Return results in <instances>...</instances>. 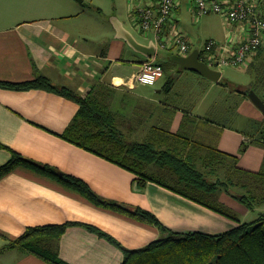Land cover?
Segmentation results:
<instances>
[{
    "label": "crops",
    "instance_id": "1",
    "mask_svg": "<svg viewBox=\"0 0 264 264\" xmlns=\"http://www.w3.org/2000/svg\"><path fill=\"white\" fill-rule=\"evenodd\" d=\"M220 1L233 5L235 0ZM183 2L179 0L173 14L178 27ZM85 4L77 0H0V167L12 159L13 150L19 151L35 163L55 168L60 175L83 181L103 199L154 213L169 229L218 234L236 228L238 222L155 182L149 181L140 189L132 172L65 140L62 136L80 109L73 99L45 89L18 90L1 85L46 77L52 84L82 97L100 85L110 87L111 109L129 141L144 143L153 128L180 133L237 157L239 168L258 173L264 166V114L246 91L253 88L260 95L254 74L264 78V48L245 68L253 75L252 83L239 86V82H232L234 90L219 98L213 96V104L209 102L214 109L211 116L191 114L185 109L191 106L193 96L175 92L178 78L185 76L174 74L181 70L180 66L174 63L165 67L164 77L154 86L134 83L132 76L141 64L148 60L158 62L161 49L157 48L155 59L135 52L125 40L116 37V29L103 17L101 7L92 14L87 13L91 5ZM143 4L147 1L130 0L133 20L129 21L135 29L134 11ZM193 5L191 0L192 15ZM255 10L264 16V0L256 3ZM226 27L230 31L215 41L226 45V52H232L249 36V26L227 23ZM143 34L146 42L138 41L146 45L154 42L153 34ZM173 52L168 50L171 58L178 55ZM224 68L228 66L217 70ZM181 71L202 78L210 89L229 90L223 85V72L215 82L194 71ZM116 79L122 82L116 83ZM171 79L172 88L166 91ZM164 80L161 88H155ZM260 86L264 94V86ZM222 99H228L230 111ZM201 100L206 102L208 94ZM203 124L218 126L219 132L209 131ZM244 143L248 147L241 152ZM261 207L264 212V205ZM69 223L95 227L131 250L144 248L160 238L158 228L97 207L62 183L26 168H18L0 180V264H49L34 254L3 250L7 243L3 235L16 239L28 228ZM52 248L68 264H122L124 259L120 248L80 225L70 226L59 241L52 243Z\"/></svg>",
    "mask_w": 264,
    "mask_h": 264
},
{
    "label": "trees",
    "instance_id": "2",
    "mask_svg": "<svg viewBox=\"0 0 264 264\" xmlns=\"http://www.w3.org/2000/svg\"><path fill=\"white\" fill-rule=\"evenodd\" d=\"M172 85L173 79L165 90L170 91ZM1 86L18 90L45 89L73 99L80 109L62 136L65 140L132 172L140 189L149 181L155 182L239 224L218 234L175 232L164 226L154 213L103 199L83 181L60 175L55 168L35 163L13 150L12 159L0 167V180L18 168H26L62 183L97 207L158 228L160 238L144 248L131 250L95 227L69 223L28 228L16 239L3 235L7 242L3 250L34 254L49 264H68L59 258L52 243L59 241L70 226L80 225L120 248L124 254L122 264H264V212L259 220L244 223L232 209L212 200L219 192L233 194L234 188H241L245 193L241 194L240 202L251 211L260 208L264 205V166L258 173L245 171L238 167L237 157L163 129L153 128L144 143L129 141L120 131L118 117L111 109L112 89L104 85L96 87L87 97L56 86L46 77ZM247 147L244 143L241 152Z\"/></svg>",
    "mask_w": 264,
    "mask_h": 264
},
{
    "label": "built area",
    "instance_id": "3",
    "mask_svg": "<svg viewBox=\"0 0 264 264\" xmlns=\"http://www.w3.org/2000/svg\"><path fill=\"white\" fill-rule=\"evenodd\" d=\"M147 4L137 8L134 24L140 33H151L158 49L174 51L181 56H189L195 49L188 36L180 31L173 19L179 0H146ZM261 0H235L233 5H226L220 0H194L193 16L203 17L214 13L222 16L230 24H246L249 36L238 44L234 51L226 52V45L215 40L205 43L200 52V60L212 69L225 66L246 67L256 53L264 48V16L255 8ZM133 12V13H134ZM227 22V23H228ZM169 28V31L167 32ZM165 75L164 67L156 60L141 64L139 71L132 76L134 83L154 86Z\"/></svg>",
    "mask_w": 264,
    "mask_h": 264
},
{
    "label": "rangeland",
    "instance_id": "4",
    "mask_svg": "<svg viewBox=\"0 0 264 264\" xmlns=\"http://www.w3.org/2000/svg\"><path fill=\"white\" fill-rule=\"evenodd\" d=\"M78 1V0H77ZM190 1L191 0H184L183 5L181 7L182 13L179 16L180 18V31H183L190 39L193 45V49H203L205 43L209 40H216L222 39L224 35L230 31L226 27V21L222 16L218 14H208L203 17L193 16L190 12ZM85 3L91 5V8L87 9V13L96 14V7H101L104 11L103 17L111 23L113 19H119L125 23L127 29H129L136 38L142 42H146L144 38V34L138 32L135 28L132 27V24L129 20H133L131 14L129 13L130 9V0H85ZM229 23V22H228ZM230 24V23H229ZM231 25V24H230ZM234 25V24H232ZM173 54H176L173 52ZM158 62L161 63L162 66L168 68L169 66L175 65L171 59V54L168 53L167 50L161 49L157 56ZM246 67H230L224 68L221 72L224 73V80L223 85L227 86L229 90H222L221 88L210 89V86L202 80V78H196L194 74L190 72L184 71H176L174 74L176 75H185L178 78L176 83L175 92L177 94H182L184 96L190 95L193 96V101L191 106H188L185 109L189 113L201 114V116H211L214 112L212 109L211 104H213V96L219 98L222 96L227 95L231 90H234L236 87L233 86L232 82L238 83L239 86L242 84H250L252 83V76L251 73L248 74ZM214 69V68H213ZM216 70V69H215ZM257 72V71H255ZM185 73V74H182ZM174 74L173 77H174ZM201 79V80H200ZM230 82V83H229ZM244 82V83H242ZM254 82L256 84L255 88L262 96L264 100V94L261 92L262 86L259 87V84L264 86V78H262L258 74H254ZM165 84V80L161 81L157 87L161 88ZM151 89V88H150ZM208 94V100L206 102H202L201 96ZM175 96V95H174ZM175 100H178L175 98ZM201 100V101H200ZM228 99H222V104L224 102L227 103L225 108L227 111L229 110V101ZM212 102L211 104L209 102ZM203 107L201 110L198 106ZM210 123V122H209ZM207 130L215 133L219 132L218 126L215 127L213 125L203 124ZM223 193L224 197H220V194ZM241 188H234L233 194H228L226 192H219L217 193V197L215 196L212 200L213 201H221L225 206L229 208H233L234 211L237 212L238 216L241 220L245 223L254 222L260 219L263 207L258 208L254 211L248 210L244 204H242L235 195L243 194ZM244 209L245 212L242 211ZM264 223V222H263ZM172 230V229H171ZM175 232H180L173 230Z\"/></svg>",
    "mask_w": 264,
    "mask_h": 264
},
{
    "label": "water",
    "instance_id": "5",
    "mask_svg": "<svg viewBox=\"0 0 264 264\" xmlns=\"http://www.w3.org/2000/svg\"><path fill=\"white\" fill-rule=\"evenodd\" d=\"M80 3H84L83 0H78ZM87 5V4H85ZM88 6V5H87ZM112 25L116 29L118 39H123L127 44L137 53L143 55L148 59H155L157 54V46L152 41L149 44H143L137 40V38L130 32L119 19H113ZM172 61L180 66L181 70H190L199 73L200 75L218 82L222 76V73L218 70L212 69L209 65L200 60V52L195 49L189 56L174 55ZM246 94L250 97L252 102L258 107L264 114V101L263 99L250 88L246 91ZM235 197L241 201L242 196L237 194Z\"/></svg>",
    "mask_w": 264,
    "mask_h": 264
},
{
    "label": "bare ground",
    "instance_id": "6",
    "mask_svg": "<svg viewBox=\"0 0 264 264\" xmlns=\"http://www.w3.org/2000/svg\"><path fill=\"white\" fill-rule=\"evenodd\" d=\"M122 80L116 79V83H121Z\"/></svg>",
    "mask_w": 264,
    "mask_h": 264
}]
</instances>
